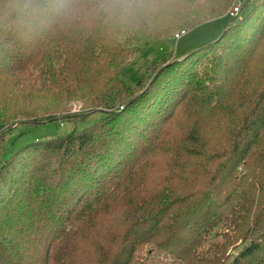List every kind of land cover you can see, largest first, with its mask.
I'll list each match as a JSON object with an SVG mask.
<instances>
[{"label": "trees", "instance_id": "1", "mask_svg": "<svg viewBox=\"0 0 264 264\" xmlns=\"http://www.w3.org/2000/svg\"><path fill=\"white\" fill-rule=\"evenodd\" d=\"M236 1L158 0L153 17L126 29L77 21L22 35L0 21V76L17 89L0 127L56 121L77 98L105 113L0 166V264H264V88L247 92L264 0L164 65L142 93L151 102L113 134L134 90L120 75L138 35L168 39Z\"/></svg>", "mask_w": 264, "mask_h": 264}, {"label": "rangeland", "instance_id": "2", "mask_svg": "<svg viewBox=\"0 0 264 264\" xmlns=\"http://www.w3.org/2000/svg\"><path fill=\"white\" fill-rule=\"evenodd\" d=\"M247 1L237 0L233 6L240 2L244 5ZM231 8L223 16L186 31L179 39H175V35L182 31L180 29L172 33L168 39H152L144 34L138 35V41L133 45L134 51H132L126 61L127 67L120 75L121 81L125 85L133 87L134 90L133 93H130L125 98L127 101L125 105L117 110V113L123 114L119 115L117 119L115 118L116 124H114L116 127L113 134L120 127L130 126L131 120L136 116V111L145 109L144 107L151 102V97H148V99L142 98V93L154 82L158 74L161 73L160 71L163 70L164 65H169L174 60V57H180L189 50L211 43L224 32L227 24L232 19L228 14ZM221 48L222 46H219L216 50L218 52L213 50L202 52L201 54L203 55L201 57H204L201 58L196 70L202 74L205 73L206 68L209 67L216 54L222 52L223 49ZM260 50L261 54H256L254 68L250 72V81L247 86L252 87L247 90L252 97L256 92H261L264 88V77H262L264 75V65L262 63L264 61V46ZM139 82L140 85H138ZM16 92L14 80L6 76H0V108L9 104L13 105V99L17 95ZM138 97H141L140 100L129 106L128 102ZM138 107L139 109L136 110ZM56 113L57 117H59L56 121L30 124L19 123V119L9 125L5 124L0 127V166L10 160L24 144L37 139L46 140L60 137L75 129L82 130L96 123L105 114L103 111L96 110L81 98L69 101L64 110H59ZM12 125L13 127L10 128ZM221 128L217 127L215 129L216 133H221ZM147 248L148 246L142 247L138 255L140 257L143 256ZM83 264H86L84 260Z\"/></svg>", "mask_w": 264, "mask_h": 264}, {"label": "clouds", "instance_id": "3", "mask_svg": "<svg viewBox=\"0 0 264 264\" xmlns=\"http://www.w3.org/2000/svg\"><path fill=\"white\" fill-rule=\"evenodd\" d=\"M158 11V0H0V21L22 35L77 21L112 28L137 27Z\"/></svg>", "mask_w": 264, "mask_h": 264}, {"label": "built area", "instance_id": "4", "mask_svg": "<svg viewBox=\"0 0 264 264\" xmlns=\"http://www.w3.org/2000/svg\"><path fill=\"white\" fill-rule=\"evenodd\" d=\"M243 10V4L240 2V3H237L235 6H233L231 8V10L229 11V16L230 17H234L236 18L237 15H239ZM186 31L182 30L181 32L177 33L175 35V39H179Z\"/></svg>", "mask_w": 264, "mask_h": 264}, {"label": "water", "instance_id": "5", "mask_svg": "<svg viewBox=\"0 0 264 264\" xmlns=\"http://www.w3.org/2000/svg\"><path fill=\"white\" fill-rule=\"evenodd\" d=\"M250 2V0H248L244 5H243V9L247 7L248 3Z\"/></svg>", "mask_w": 264, "mask_h": 264}, {"label": "crops", "instance_id": "6", "mask_svg": "<svg viewBox=\"0 0 264 264\" xmlns=\"http://www.w3.org/2000/svg\"><path fill=\"white\" fill-rule=\"evenodd\" d=\"M241 14V13H240Z\"/></svg>", "mask_w": 264, "mask_h": 264}]
</instances>
